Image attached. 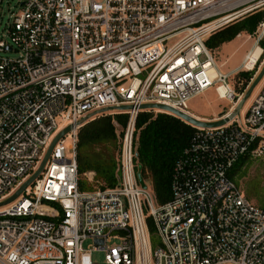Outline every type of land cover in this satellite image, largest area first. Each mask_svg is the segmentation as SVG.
Masks as SVG:
<instances>
[{
    "label": "built area",
    "instance_id": "built-area-1",
    "mask_svg": "<svg viewBox=\"0 0 264 264\" xmlns=\"http://www.w3.org/2000/svg\"><path fill=\"white\" fill-rule=\"evenodd\" d=\"M8 5L0 0V15L8 13L0 37V203L36 171L55 136L70 130L39 177L0 207V264H81L93 252H103L105 264H264V209L229 177L244 154L264 157V82L240 116L193 127L173 166L168 202L158 205L148 186L141 188L135 153L143 105L189 114L188 101L210 89L219 100L241 102L244 93L235 91L205 41L237 18L264 14V0ZM123 106L130 109L116 110ZM107 109L127 117L119 127L117 186L81 192L77 133ZM92 176L86 175L90 183Z\"/></svg>",
    "mask_w": 264,
    "mask_h": 264
},
{
    "label": "trees",
    "instance_id": "trees-1",
    "mask_svg": "<svg viewBox=\"0 0 264 264\" xmlns=\"http://www.w3.org/2000/svg\"><path fill=\"white\" fill-rule=\"evenodd\" d=\"M259 13V14H258ZM262 12L256 11L244 17L243 21L229 24L212 34L205 45L213 51L234 39L240 31L252 32L262 20ZM262 15V14H261ZM259 44L264 48V37ZM264 52V50H263ZM251 72L245 73L249 78ZM126 115L104 112L89 118L77 133L76 160L78 188L81 192L101 190L117 186L119 136L126 124ZM194 128L179 118L167 113L139 112L135 122L136 163L141 167V176L150 188L158 205L171 198V177L175 162L187 147ZM250 153L241 156L230 170L229 177L236 181L250 164ZM243 167L244 170H243ZM92 173L90 183L86 177ZM152 248L158 245L154 226L147 218Z\"/></svg>",
    "mask_w": 264,
    "mask_h": 264
},
{
    "label": "rangeland",
    "instance_id": "rangeland-1",
    "mask_svg": "<svg viewBox=\"0 0 264 264\" xmlns=\"http://www.w3.org/2000/svg\"><path fill=\"white\" fill-rule=\"evenodd\" d=\"M19 1L22 0H9L8 8L11 10ZM261 14L259 17H261L262 20L252 32L240 31L230 42L225 43L217 50L210 52L216 64L220 66V70L223 72L235 67L237 68L236 73L230 78V82L237 93H244L241 102L235 106L228 103L227 101L219 100L214 93V90L210 89L204 94L197 95L188 101L186 106L187 112L189 113L188 115L199 120L208 121L211 119L210 121H212L217 119L219 115L223 113L234 112L235 110H238L237 116H240L242 113H244L252 96L261 88L262 83L264 82L263 77L251 95L246 100H244V96L248 88L264 65V48L259 44L260 40H262L264 37V14ZM7 17V12H4L0 15V37H4V28L7 23ZM243 19L244 18H237L233 22L236 23L238 21H243ZM255 46H259L262 53L257 64L251 70H247L244 68L243 60ZM6 55L10 58L14 57L12 54H3L2 56ZM249 72L252 74L249 78H247L245 73ZM240 82L242 85L239 84ZM65 148L66 154L68 156L70 150V141L66 140ZM249 159L250 164L247 169H245L244 174L234 182L251 203L255 204L261 209H264V157L250 155ZM244 168L245 167H243V170ZM146 184L151 190L150 182L147 181ZM117 243L118 241H113L111 245H115ZM91 244V241H85L83 248L87 249V247ZM86 255L87 256L81 258V264H105L103 252H93Z\"/></svg>",
    "mask_w": 264,
    "mask_h": 264
},
{
    "label": "water",
    "instance_id": "water-1",
    "mask_svg": "<svg viewBox=\"0 0 264 264\" xmlns=\"http://www.w3.org/2000/svg\"><path fill=\"white\" fill-rule=\"evenodd\" d=\"M263 77H264V65L261 68V70L259 71V73L257 74V76L255 77V79L253 80L250 87L248 88V90L244 96V100H246L251 95V93L253 92V90L258 85V83L262 80ZM129 109H130V107H127V106L116 108V110H119V111H126ZM141 109L142 110H148V111L157 110V111L162 112V113H167V114H170V115H173V116L179 118L180 120H182L183 122H185L186 124H188L192 127L204 128V129L222 126L238 114V110H235V112H232L228 116H225L226 113H223V114H220L218 119H216V120L203 121V120H199L197 118H194V117H192L186 113L180 112L178 110H175V109L169 108L167 106H163V105L146 104V105L141 106ZM106 111H109V110L108 109L107 110H101L99 113H104ZM69 130H70V128H66L65 130L61 131L59 134H57L55 136V138L53 139V141L49 145V147H48L42 161L40 162L38 168L36 169V171L22 184V186L12 196H10L5 202L0 203V207L7 205V204L13 202L14 200H16L23 193V191L27 187H29L39 177L40 173L42 172L46 162L48 161V159L51 155V152H52L54 146L57 144V142L59 140H61L69 132ZM140 171H141V167L137 166V174H136L137 180H138L141 188L143 190H145V189H147V184L144 182Z\"/></svg>",
    "mask_w": 264,
    "mask_h": 264
},
{
    "label": "bare ground",
    "instance_id": "bare-ground-1",
    "mask_svg": "<svg viewBox=\"0 0 264 264\" xmlns=\"http://www.w3.org/2000/svg\"><path fill=\"white\" fill-rule=\"evenodd\" d=\"M261 53L262 51L259 46L253 47V49L245 56L243 60L244 68L251 70L257 64Z\"/></svg>",
    "mask_w": 264,
    "mask_h": 264
},
{
    "label": "crops",
    "instance_id": "crops-1",
    "mask_svg": "<svg viewBox=\"0 0 264 264\" xmlns=\"http://www.w3.org/2000/svg\"><path fill=\"white\" fill-rule=\"evenodd\" d=\"M217 67H218L219 69H221L220 66L217 65ZM236 70H237V68L235 67V68H232V69H230V70H228V71H226V72H223L222 70H221V71H222L223 73L231 74V75L233 76V75L236 73ZM210 120H211V119H210ZM210 120H208V121H210Z\"/></svg>",
    "mask_w": 264,
    "mask_h": 264
},
{
    "label": "flooded vegetation",
    "instance_id": "flooded-vegetation-1",
    "mask_svg": "<svg viewBox=\"0 0 264 264\" xmlns=\"http://www.w3.org/2000/svg\"><path fill=\"white\" fill-rule=\"evenodd\" d=\"M244 18V17H243Z\"/></svg>",
    "mask_w": 264,
    "mask_h": 264
}]
</instances>
